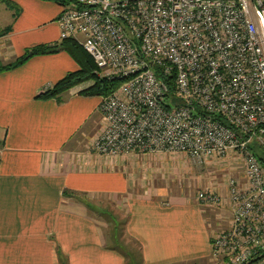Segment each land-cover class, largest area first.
Here are the masks:
<instances>
[{
  "label": "built area",
  "instance_id": "2783aa9c",
  "mask_svg": "<svg viewBox=\"0 0 264 264\" xmlns=\"http://www.w3.org/2000/svg\"><path fill=\"white\" fill-rule=\"evenodd\" d=\"M57 22L99 77L122 81L101 96L93 151L239 157L243 181L229 177L226 196L203 188L196 198L229 207L212 259L264 264V160L250 148L264 158V0H71ZM155 69L174 74L173 97Z\"/></svg>",
  "mask_w": 264,
  "mask_h": 264
},
{
  "label": "crops",
  "instance_id": "0c3cea01",
  "mask_svg": "<svg viewBox=\"0 0 264 264\" xmlns=\"http://www.w3.org/2000/svg\"><path fill=\"white\" fill-rule=\"evenodd\" d=\"M12 1L20 7L16 15L0 2V65L60 40L62 9L53 1ZM78 67L60 50L0 70V264H125L90 212L91 200L101 198L124 208L125 232L141 247L140 264H217L210 240L227 227L229 212L220 221L222 212L207 215L190 188L170 189L157 168L137 178V153L104 157L87 150L101 123V96L80 93L91 83L59 99L36 98ZM194 183L199 187L201 180ZM214 184L221 193L222 183Z\"/></svg>",
  "mask_w": 264,
  "mask_h": 264
},
{
  "label": "rangeland",
  "instance_id": "374dc122",
  "mask_svg": "<svg viewBox=\"0 0 264 264\" xmlns=\"http://www.w3.org/2000/svg\"><path fill=\"white\" fill-rule=\"evenodd\" d=\"M52 5L58 7V9L61 11L62 6L60 4L53 2ZM4 43L5 40L0 39V55L1 52H3L4 49L3 47H5ZM86 82H88V84L92 83L91 81H85L82 83L86 84ZM90 139L91 138H89V140L86 143L87 150L99 155L98 153L93 151L92 147L90 146L91 143ZM86 140L87 139L81 140L82 145L85 144ZM155 156L156 158H153ZM104 157H110V156H104ZM138 157L139 158L137 159L136 162L137 164L134 162L135 171H136L135 174L137 178L140 175L141 176L143 174L146 175L148 171H152L153 173H156L155 170L157 168L158 172L163 173L164 175L163 179H167L170 189L174 191L177 189L178 190L185 189L186 191L187 188H190L191 196L195 197L196 201H198V199L196 198L197 191L203 188L214 189L215 180H218L219 182L222 183L223 190L221 192V195L226 196L227 182L229 180L228 178L235 177L236 179H243L242 160L239 157H236L235 155H230V156L228 155L227 157L224 158H207L205 160H198L181 152H160L156 154H144V155L138 154ZM159 157L161 158L160 160ZM152 178L153 176L150 177V179ZM195 179L201 180V185L199 187L195 185L194 183ZM91 201L93 204L90 208V212L93 215V217L96 219L97 223L99 224V227L103 233V236L105 237L106 242L113 243L112 218H116L118 219L119 222L117 227L119 240H117V242L118 244L120 243L122 246H125L127 250H129L132 253L135 260V264H138V247L136 243L127 236L124 230L123 224L126 215V213L124 212V208L115 206L114 203H112L111 201H104L103 198H101L100 200L93 199ZM204 207L207 212V215L208 214L210 215L213 210L222 212L223 216L219 217V221L221 220L222 217H226L229 212V207L226 204H221L217 207L216 206H204ZM225 260H226L225 258H221L216 262L217 264H225ZM125 264H132V261L130 262L129 260H126Z\"/></svg>",
  "mask_w": 264,
  "mask_h": 264
},
{
  "label": "trees",
  "instance_id": "16d2710c",
  "mask_svg": "<svg viewBox=\"0 0 264 264\" xmlns=\"http://www.w3.org/2000/svg\"><path fill=\"white\" fill-rule=\"evenodd\" d=\"M44 1H53L60 4L61 6L68 5L71 2V0H44ZM0 2L4 3L9 9H11L13 11V15L19 13L20 11L19 5H17L12 0H0ZM60 50L66 51L76 61L79 67L74 71L68 72L65 76H63L61 79L56 81L52 86L39 92L36 95V98L44 99V100L52 99V98L59 99L63 92L85 81L92 82L88 87L80 91L81 94L87 96L109 95L113 93L120 86L122 82L121 80H116V79L108 80L106 78L98 77L95 74L96 65L92 57L76 41L70 38L60 39L59 41L53 43H41L34 45L28 48L21 56L17 57L15 60L7 64L0 65V70L18 66L22 64L31 55L54 53ZM155 73L160 77L166 89V95H168L170 98L173 97L174 74L163 76L159 71V69H155ZM196 109L199 113H202V110H200L199 108ZM216 117L224 122V119H222L221 117L219 116ZM250 148L252 151L256 153L259 160L261 161L264 160V158L260 155V153H258L256 148L254 147V145L250 146ZM112 219H113V228H112L113 243L106 242L107 246L109 248L120 251L125 257V263L126 260H129L130 262L132 261V264H135V260L132 253L129 250H127L125 246H122L120 243L118 244L117 240H119L118 238L119 234L117 227L119 222L118 219L116 218H112ZM125 222H126V216H125L124 224ZM129 238L132 239L131 237ZM132 240L136 243L138 247V264H140L141 247L137 241H135L134 239ZM61 264H67V263L64 260V262L61 261Z\"/></svg>",
  "mask_w": 264,
  "mask_h": 264
}]
</instances>
